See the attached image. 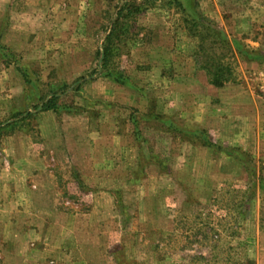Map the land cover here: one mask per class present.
<instances>
[{"label":"rangeland","instance_id":"obj_1","mask_svg":"<svg viewBox=\"0 0 264 264\" xmlns=\"http://www.w3.org/2000/svg\"><path fill=\"white\" fill-rule=\"evenodd\" d=\"M190 27L264 54V0H0V264H264V58Z\"/></svg>","mask_w":264,"mask_h":264},{"label":"trees","instance_id":"obj_2","mask_svg":"<svg viewBox=\"0 0 264 264\" xmlns=\"http://www.w3.org/2000/svg\"><path fill=\"white\" fill-rule=\"evenodd\" d=\"M183 7L182 3H178ZM183 11L189 15H193L192 11ZM194 17V15H193ZM194 20V18H191ZM195 21V20H194ZM196 25V22H194ZM198 26V24H197ZM194 29L193 35L198 38L197 50L201 58L200 66L206 74L207 82L214 87H222L228 83L236 82L237 74V56H242L246 59L258 61L264 58V54L256 53L255 49L249 48L237 41L228 40L227 37L216 27H190ZM127 27H110L105 36L101 51L98 52L101 64L106 65L109 56L112 55L117 48L114 47L113 40L120 38L121 35L126 34ZM219 50V52H217ZM25 81L29 83L27 75L22 73ZM106 77H110L120 84H126L127 78L120 73H106ZM35 108H42V110L57 111L59 105L56 103L55 96L43 100L40 104L34 106Z\"/></svg>","mask_w":264,"mask_h":264}]
</instances>
